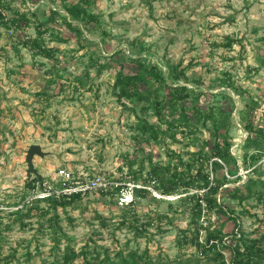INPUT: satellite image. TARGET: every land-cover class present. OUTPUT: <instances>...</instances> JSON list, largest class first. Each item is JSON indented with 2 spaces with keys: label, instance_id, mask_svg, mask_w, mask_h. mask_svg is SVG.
I'll return each instance as SVG.
<instances>
[{
  "label": "rangeland",
  "instance_id": "1",
  "mask_svg": "<svg viewBox=\"0 0 264 264\" xmlns=\"http://www.w3.org/2000/svg\"><path fill=\"white\" fill-rule=\"evenodd\" d=\"M1 1L5 22L17 11L27 19L0 25V264H62L67 247L85 250L91 264L105 254L119 264V255L129 251L149 264H229L230 250L219 243L203 250L195 241L204 243L216 230L232 244L231 232L239 228L229 216L237 217L245 237L264 236V199L251 195L239 203L229 196L249 177L263 189L264 153L243 165L245 154L256 148L246 145L242 120L249 117L245 102L256 104L250 117L264 130V0ZM73 3L96 14L98 23L68 17L76 30L58 18L39 26L46 46L55 48L53 58L22 43L37 36L49 7L68 16L64 6ZM139 63L157 66L167 84V66L185 74L179 83L189 92L183 104L188 128L177 109L159 120L151 95L117 99V73L136 72ZM158 89L160 97H168L164 82ZM198 109L212 118L203 121ZM165 119L175 127L168 128ZM142 120L160 126L158 139L140 133ZM215 128L228 132L237 158L231 173L211 169L212 160L221 162L210 155ZM31 144L43 151L33 156L34 172L25 160ZM202 148L203 170L208 182L220 181L216 196L226 213L202 203L194 215L190 201H183L194 188L180 183L174 193L163 194L149 175L152 166L170 163L186 179L196 171L188 167L196 164L193 153ZM59 166L134 184V201L114 204L115 187L85 193L64 208L40 201L28 212L38 188L33 178L52 181ZM74 263L86 264L83 255Z\"/></svg>",
  "mask_w": 264,
  "mask_h": 264
},
{
  "label": "trees",
  "instance_id": "2",
  "mask_svg": "<svg viewBox=\"0 0 264 264\" xmlns=\"http://www.w3.org/2000/svg\"><path fill=\"white\" fill-rule=\"evenodd\" d=\"M4 4L0 0V6ZM65 11L68 16L61 15L57 10L52 7H49L47 20L43 19L38 22V26L36 28L37 36L34 38H29L28 40L23 41L22 43L25 46L30 47L33 51L46 58H53L54 50L53 47H48L44 43V39L42 38L43 31L39 26L47 24L46 22L54 21L56 18L60 19L67 27H72L73 30L77 28L74 21L77 22H90L93 21L98 23V17L96 14L87 11L85 8L80 7L79 4L73 3L69 6H64ZM15 17L10 19L9 22L4 21V17L2 16L0 10V25L8 28L11 24L18 25L21 21L26 20L27 16L24 12L17 11L15 13ZM68 17H71L74 21H69ZM141 61L140 59H137ZM139 70L132 73H123L118 72L114 82V93L118 100L121 99H137V100H146L147 95H151L150 101L153 103L152 107L155 109V113L158 116V119L163 121V116L165 111H169L177 109L179 118L181 121H184L187 128L190 123V117L187 115L185 108L183 106L185 99L188 97L189 92L187 91L186 85H181L179 82L183 79H186L185 74L182 71L177 70L175 67L167 66L168 71V79L171 84L166 83V79L163 75L161 69L159 70L157 66L154 64L147 63H139ZM164 82L165 89L168 97H160L158 83ZM157 84V86H155ZM192 93L194 90H191ZM200 93H203L202 91ZM247 93V92H246ZM229 98H231L228 95ZM232 100V98H231ZM233 101V100H232ZM256 104H248L245 102V106L249 112V117H244L242 120L243 127L248 130V135L245 139V143L253 145L256 150L252 153L245 154L243 159V165H249L253 163L256 159L261 156V153H264V148L261 149L263 138H264V130L261 126H254L252 119L250 117V113H253ZM147 110L149 108H143ZM197 109V108H196ZM198 113L203 117V121L207 120V118H212V113L209 112H201L198 109ZM172 117V116H170ZM173 118V117H172ZM164 122L167 124V127H175L169 120L165 119ZM180 123V122H179ZM137 129L140 133L145 134L148 138L156 140L160 133H162V129L160 126L153 125L148 123L145 120H142L140 124L137 126ZM219 128H215L214 132V144L210 148V155L212 157H218L221 162L217 160H212L211 169L216 171L219 168L225 167L228 168L229 172H232V167L237 165V158L232 154L230 150V138L228 137V132L225 130L222 133H219ZM253 133V136H249ZM221 137V140H220ZM196 154L197 157H194ZM203 155L207 154L204 152V148L200 149L198 152H194L192 156L193 163L195 165H189V170L192 167H196L195 173H191L190 171L187 174V178L183 179V175H179L177 166L166 163L164 165H156L152 166L149 172L150 177L154 179V187L159 190L163 194H172L177 191L179 184L182 183L186 188H194L195 191L187 194L183 201H190L193 207V214L199 215L201 212L202 203H205L208 207H216L219 211L226 213L225 209L222 207L221 203L218 201L216 194L219 191V187L221 185L220 181L216 178L212 177V180L208 182V173L203 170ZM202 157V158H201ZM191 166V167H190ZM44 178L34 177L33 184H39L43 181ZM257 185H260L257 181L252 180L249 177L246 182H244L241 186H235L230 190V197L237 200L239 203L247 200L251 195H257L260 199H264V183L263 189L258 188ZM205 188V189H204ZM119 188H116L118 190ZM197 189H204L203 194H199ZM142 191H146V189H142ZM105 194V193H103ZM81 197L80 194H74L70 197H48L46 199L41 198H32L30 205H28V212L32 211V209H38V203L40 201H47L52 206V208L56 209L57 207L64 208L69 205L71 202L79 200ZM116 204V202H114ZM234 220L235 228H239L238 230L232 231L231 237L234 240L232 244H227L223 240L222 236L219 235L218 231L212 230L209 231L205 237L204 243H200L197 240L195 241L196 245L200 248L203 246V250H212L217 248L218 243L223 249L230 250L229 256V264H263L264 261V236L257 238H248L245 237L240 229V223L237 220L236 216H229ZM218 250H222L218 248ZM83 255L84 261L86 264H91L90 261L87 260L86 251L81 250L80 252H75L74 249L67 247V252L62 255V264H75L74 260L79 256ZM142 254H138L136 251H129L126 255H119V264H149L145 263L147 260L142 263ZM219 257L223 258L221 252L218 253ZM108 254H105L101 259L98 255L95 256V263L93 264H117L112 258H109ZM146 259V258H144Z\"/></svg>",
  "mask_w": 264,
  "mask_h": 264
},
{
  "label": "built area",
  "instance_id": "3",
  "mask_svg": "<svg viewBox=\"0 0 264 264\" xmlns=\"http://www.w3.org/2000/svg\"><path fill=\"white\" fill-rule=\"evenodd\" d=\"M222 163V162H221ZM52 181L43 179L37 189H33L32 198L46 199L48 197H70L80 194L97 191L108 192L111 188H119L114 193V201L118 206H127L134 201V189L136 185L127 184L122 186L120 182L109 180L101 174H75L73 170L66 166L55 168ZM121 185V186H120ZM120 186V187H119Z\"/></svg>",
  "mask_w": 264,
  "mask_h": 264
},
{
  "label": "water",
  "instance_id": "4",
  "mask_svg": "<svg viewBox=\"0 0 264 264\" xmlns=\"http://www.w3.org/2000/svg\"><path fill=\"white\" fill-rule=\"evenodd\" d=\"M43 151L41 150L40 145L38 144H31L29 145L27 152H26V156H25V160L27 162V165L29 167V171L34 172V168H33V163H32V159L34 155H42Z\"/></svg>",
  "mask_w": 264,
  "mask_h": 264
}]
</instances>
